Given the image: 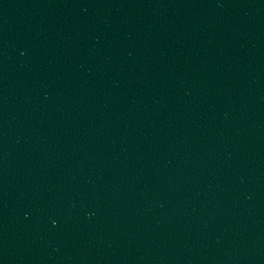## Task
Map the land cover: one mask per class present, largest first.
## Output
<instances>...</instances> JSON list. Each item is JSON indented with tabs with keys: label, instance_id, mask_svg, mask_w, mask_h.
I'll list each match as a JSON object with an SVG mask.
<instances>
[{
	"label": "water",
	"instance_id": "water-1",
	"mask_svg": "<svg viewBox=\"0 0 264 264\" xmlns=\"http://www.w3.org/2000/svg\"><path fill=\"white\" fill-rule=\"evenodd\" d=\"M0 264H264V0H0Z\"/></svg>",
	"mask_w": 264,
	"mask_h": 264
}]
</instances>
